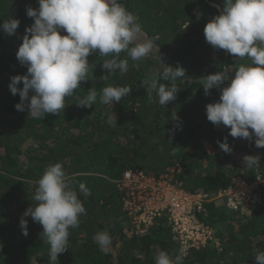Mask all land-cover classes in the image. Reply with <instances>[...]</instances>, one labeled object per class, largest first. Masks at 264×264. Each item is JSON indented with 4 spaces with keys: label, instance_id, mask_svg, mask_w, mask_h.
Wrapping results in <instances>:
<instances>
[{
    "label": "trees",
    "instance_id": "1",
    "mask_svg": "<svg viewBox=\"0 0 264 264\" xmlns=\"http://www.w3.org/2000/svg\"><path fill=\"white\" fill-rule=\"evenodd\" d=\"M120 2L139 18L141 35L155 38L157 54L139 62L129 59L124 75L107 73L101 67L106 57L90 55V79L65 98V108L58 115L38 120L29 116L27 108L16 110L19 95L11 94L8 87L12 76L26 74L16 51L26 27L33 23L26 8H38V3L0 0V23L9 18L20 21L13 35L0 30V264H50L42 226L25 217L27 236L19 226L23 212L34 203L35 181L49 164H63L87 212L77 228L69 229L68 247L58 254V264H155L161 250L172 257L180 254L164 216L155 218L144 234H126L131 226L116 182L126 170L138 169L156 178L165 175L188 193H212L227 189L236 178L253 182L257 174L264 175V148L255 146L254 136L233 138L229 128L214 126L206 118L205 106L217 102L220 91L213 88L206 96L202 77L248 62L247 58L236 61L226 50L214 49L205 41L203 29L220 14L223 0ZM120 55L126 58L125 53ZM159 58L166 66L179 64L186 72L174 81L179 91L165 107L159 105L155 92L149 99L143 84L153 72L163 71ZM136 63L139 67L133 66ZM109 85L131 86L132 91L113 105L98 100L92 107L77 106L90 88L99 93ZM111 113L116 123H108ZM225 137L230 153H224L217 143ZM245 155L258 156L259 166L247 168ZM80 183L90 195L79 192ZM204 207L198 217L217 229L220 250H190L183 264H256L255 255L264 251V205L256 207L250 217L228 213L215 204ZM100 231L112 238L107 252L93 239Z\"/></svg>",
    "mask_w": 264,
    "mask_h": 264
},
{
    "label": "clouds",
    "instance_id": "2",
    "mask_svg": "<svg viewBox=\"0 0 264 264\" xmlns=\"http://www.w3.org/2000/svg\"><path fill=\"white\" fill-rule=\"evenodd\" d=\"M37 3L38 8H26V16L33 23L26 27L16 51V59L26 66V74L12 76L8 85L11 94H18L20 98L14 106L16 110L27 108L34 119L58 115L65 108V98L72 96L81 82L90 79L89 72L93 70L88 62L90 55L106 57L101 67L107 73L118 71L124 75L129 70V59L142 61L153 50L155 38L140 39L143 29L139 18L120 0H37ZM19 24L18 19L9 18L0 23V30L13 35ZM203 33L205 41L214 49L226 50L236 61L244 58L248 61L235 70L225 67L202 77L206 96L213 88L220 91L219 100L205 106L207 120L214 126L229 128L233 138L254 136L255 146L264 148V0H223L222 11L206 23ZM121 53L126 58H121ZM159 61L165 66L163 71L153 72L143 84L147 85L149 99L155 92L159 105L165 107L175 100L179 91L174 81L185 77L186 72L179 64L172 67L160 58ZM133 66L139 67V64ZM228 73L233 75L229 77ZM103 78L107 79V75ZM21 82L22 87H17ZM131 91L132 87L127 85H109L99 93L90 88L77 106L92 107L98 100L101 104L113 105L128 97ZM173 119L178 121L179 117L174 114ZM113 122L116 123V118L111 113L108 123ZM217 143L224 153L232 151L227 137ZM243 162L247 168L259 166V157L245 155ZM35 184L34 203L23 212L19 226L27 236L25 217L40 224L41 235L49 245L50 264H58V254L68 247L69 229L77 228L80 217L87 212L74 187V178L65 172L61 162L46 166ZM78 188L80 193L90 195L84 183ZM93 239L105 252L112 244L107 231L97 232ZM185 255L184 250L175 257L161 250L155 264H183ZM255 261L264 264V251L257 252Z\"/></svg>",
    "mask_w": 264,
    "mask_h": 264
},
{
    "label": "built area",
    "instance_id": "3",
    "mask_svg": "<svg viewBox=\"0 0 264 264\" xmlns=\"http://www.w3.org/2000/svg\"><path fill=\"white\" fill-rule=\"evenodd\" d=\"M116 182L123 193L122 210L131 226L126 234H144L155 218L164 216L178 252L184 250L186 255L202 248L220 250L217 229L198 217L204 206L215 204L228 213L250 217L263 204L264 180L259 174L253 182L236 178L227 189L212 193H188L165 175L156 178L138 169L125 171Z\"/></svg>",
    "mask_w": 264,
    "mask_h": 264
},
{
    "label": "rangeland",
    "instance_id": "4",
    "mask_svg": "<svg viewBox=\"0 0 264 264\" xmlns=\"http://www.w3.org/2000/svg\"><path fill=\"white\" fill-rule=\"evenodd\" d=\"M140 39H146L144 38L142 35L140 37ZM157 54V49L155 47H153V50L152 52L149 54L150 57H153ZM262 176L264 177L263 173H262ZM264 179V178H263ZM262 191H263V196H264V183L262 184ZM224 231V230H223Z\"/></svg>",
    "mask_w": 264,
    "mask_h": 264
},
{
    "label": "water",
    "instance_id": "5",
    "mask_svg": "<svg viewBox=\"0 0 264 264\" xmlns=\"http://www.w3.org/2000/svg\"><path fill=\"white\" fill-rule=\"evenodd\" d=\"M216 7H217L218 10H220L218 6H216Z\"/></svg>",
    "mask_w": 264,
    "mask_h": 264
}]
</instances>
